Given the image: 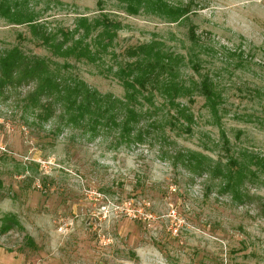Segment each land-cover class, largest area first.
I'll use <instances>...</instances> for the list:
<instances>
[{"label": "rangeland", "instance_id": "1", "mask_svg": "<svg viewBox=\"0 0 264 264\" xmlns=\"http://www.w3.org/2000/svg\"><path fill=\"white\" fill-rule=\"evenodd\" d=\"M97 1L6 0L58 37L81 16L117 22L98 63L53 55L29 25L1 13L0 52L17 46L67 60L71 67L61 72L123 99L109 68L131 60L126 48L156 41L181 56L176 78L191 94L177 101L192 121L157 91L152 104L138 96L139 126L156 125L142 141H128L117 127L68 124L59 106L41 120L29 95L33 83L5 88L0 264H264V0H163L188 6L175 21ZM204 77L215 92L214 110L194 85ZM191 152L201 170L183 161Z\"/></svg>", "mask_w": 264, "mask_h": 264}, {"label": "trees", "instance_id": "2", "mask_svg": "<svg viewBox=\"0 0 264 264\" xmlns=\"http://www.w3.org/2000/svg\"><path fill=\"white\" fill-rule=\"evenodd\" d=\"M117 1L124 5L129 14H138L145 10L154 14H165L172 21L178 20L189 11L188 6H171L163 0ZM97 2L100 5L102 0ZM0 13L11 23L29 25L31 33L40 40V44L49 48L53 55L65 59H84L89 63L102 60V53L108 51L115 35L113 28L119 26L117 22L106 17L90 21L86 16H81L73 30H58V37V34L48 32L43 24L37 22L32 13L22 12V6L17 3L10 5L6 0H1ZM93 31L96 33L92 36ZM190 38L195 41L193 30ZM124 54L131 60L118 64L115 70L109 68L125 89L123 99L112 94H101L91 89L84 80L61 72L62 69L68 70L71 67L67 60L60 64L47 57L27 55L17 46L0 52V94L5 88L15 84L33 83L34 87L29 95L33 105L39 110L37 115L41 120L52 117L55 107L59 106L61 116L68 124L88 125L93 130L100 126L117 127L128 141H142L147 130L154 128L156 122L149 123V127L139 126L143 112L137 110L134 103H139L138 96H141L152 104L153 94L157 91L167 104L176 110L177 115L189 124L192 115L185 105L177 101L178 98L191 94V88L176 78L181 56L162 51L156 41L130 46L124 50ZM194 85L214 110L215 92L209 78L204 77L200 82H194ZM170 125L174 124L170 122ZM183 161L191 167H201L194 152L185 155ZM230 162L234 163L233 160ZM236 172L238 178L244 175L242 169ZM232 173L229 172V177H232ZM14 221L3 224L1 229H11Z\"/></svg>", "mask_w": 264, "mask_h": 264}]
</instances>
